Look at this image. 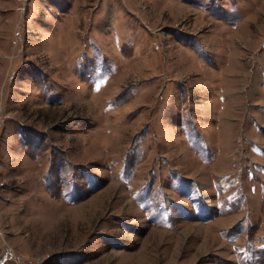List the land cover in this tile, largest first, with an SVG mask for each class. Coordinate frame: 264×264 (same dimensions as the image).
I'll return each instance as SVG.
<instances>
[{
	"label": "rangeland",
	"instance_id": "obj_1",
	"mask_svg": "<svg viewBox=\"0 0 264 264\" xmlns=\"http://www.w3.org/2000/svg\"><path fill=\"white\" fill-rule=\"evenodd\" d=\"M0 264H264V0H0Z\"/></svg>",
	"mask_w": 264,
	"mask_h": 264
}]
</instances>
